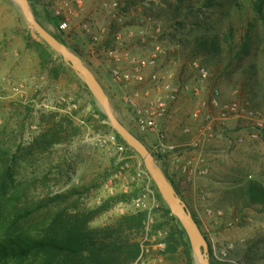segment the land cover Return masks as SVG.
Masks as SVG:
<instances>
[{
    "label": "rangeland",
    "instance_id": "374dc122",
    "mask_svg": "<svg viewBox=\"0 0 264 264\" xmlns=\"http://www.w3.org/2000/svg\"><path fill=\"white\" fill-rule=\"evenodd\" d=\"M82 1L66 35L50 22L55 0H29L37 20L77 52L103 82L120 122L150 150L157 138L139 132L120 96L139 90L167 102L165 143L175 152L153 155L199 221L211 247L210 264H264V20L256 11L259 5L264 11V0ZM107 2L118 4L115 17L104 8ZM84 22L99 42L81 31ZM17 39L31 48L29 59H43L44 66L40 62L35 84L25 82L27 99L14 90L24 79L10 69L0 74V238L43 236L56 223L71 227L78 219L89 230L122 229L123 237L138 245V258L142 247L149 249L146 264H187V234L182 237V225L144 162L151 180L146 174L140 193L137 188L129 196L109 192L119 185L112 178L114 161L126 151L138 154L125 142L123 152L109 142L108 136L117 133L85 82L30 29L15 3L0 0L3 52L11 43L19 46ZM156 43L163 53L144 84L114 81L115 65L129 68L150 56ZM201 69L208 71L207 79ZM216 88L225 101L237 99L244 112L222 120L211 106ZM171 154L179 158L178 187L169 172ZM149 186L153 196L146 203L154 208L146 212L134 200ZM130 215L145 218L138 216L131 228L123 218Z\"/></svg>",
    "mask_w": 264,
    "mask_h": 264
},
{
    "label": "trees",
    "instance_id": "16d2710c",
    "mask_svg": "<svg viewBox=\"0 0 264 264\" xmlns=\"http://www.w3.org/2000/svg\"><path fill=\"white\" fill-rule=\"evenodd\" d=\"M30 2L32 3L33 0ZM256 11L264 20L263 7L259 5ZM50 22L53 25L57 24L55 19H51ZM38 46L44 49L46 45L39 42ZM116 136L121 144L126 145L118 134ZM58 143L59 141L56 140L55 144ZM165 174L175 187L166 171ZM175 189L180 196L176 187ZM138 216L145 218V215H130L123 218L126 219V224L133 227ZM195 220L200 226L199 221L196 218ZM56 225L53 226L54 230H47L43 236L0 238V264L10 261H16L18 264H134L139 256L138 245L123 237L122 229L107 227L89 230L85 226V221L78 219L71 227L69 223ZM180 230L182 237L186 238L184 230ZM185 253L187 264H194L188 240L185 243Z\"/></svg>",
    "mask_w": 264,
    "mask_h": 264
},
{
    "label": "built area",
    "instance_id": "2783aa9c",
    "mask_svg": "<svg viewBox=\"0 0 264 264\" xmlns=\"http://www.w3.org/2000/svg\"><path fill=\"white\" fill-rule=\"evenodd\" d=\"M55 6L53 7V18L57 22L59 30L64 34H69L74 28L72 21L79 18V9L83 6L82 0H55ZM118 4H109V2L104 3V8L109 11L114 17L117 14ZM82 32L89 34L93 42H99L100 36L98 33H93L90 23H82L79 25ZM157 49V50H156ZM154 53L150 56L141 58L136 61H132L131 66L127 69L122 68L118 64L112 69V77L114 81L118 84H127L139 86L146 82V73L150 69H154L157 66V61L163 51L156 48ZM110 55L116 58L115 52H110ZM117 62L120 58L117 57ZM201 76L207 79L209 73L205 69H201ZM25 87L20 84L14 86V90L21 95L24 92ZM167 92L174 94L175 91L170 85L166 87ZM175 97V96H173ZM124 105L132 111L134 114V122L142 134L154 135L157 138L156 144L153 146L152 153L156 152L159 155L166 156L171 152H175V146L168 145L165 143V122L169 118V106L167 102L163 101L161 98H150L148 94H143L142 91L134 90L127 92L124 97ZM211 106L218 113L222 120H228L231 116H238L244 112L241 108L240 102L235 99L232 102L225 101L220 89L216 88L211 93ZM197 117V115L195 116ZM212 130V127H208ZM109 142H111L118 151L123 152L124 146L118 141L116 134H111L108 136ZM144 175L145 171L143 172ZM148 175V174H147ZM146 175V176H147ZM148 179L151 177L148 175ZM149 185V183H148ZM153 196L150 186L146 188L145 192L138 199L134 200V204L137 208L142 210H153L152 207L148 206L146 202L151 203L148 198ZM149 253V249L142 247V254L136 260L134 264H146L145 255ZM227 253L225 252L224 255Z\"/></svg>",
    "mask_w": 264,
    "mask_h": 264
},
{
    "label": "water",
    "instance_id": "95a60500",
    "mask_svg": "<svg viewBox=\"0 0 264 264\" xmlns=\"http://www.w3.org/2000/svg\"><path fill=\"white\" fill-rule=\"evenodd\" d=\"M22 11L30 29L35 31L42 40L57 54L72 70L85 82L90 93L96 99L103 113L108 118L113 130L124 142L143 160L147 171L154 180L161 197L169 206L182 225L192 246L196 264H210L209 243L196 222L184 200L178 195L175 187L165 173L157 166V161L151 150L120 122L110 98L93 71L85 65L83 60L56 36L46 29L35 17L29 0H11Z\"/></svg>",
    "mask_w": 264,
    "mask_h": 264
},
{
    "label": "crops",
    "instance_id": "0c3cea01",
    "mask_svg": "<svg viewBox=\"0 0 264 264\" xmlns=\"http://www.w3.org/2000/svg\"><path fill=\"white\" fill-rule=\"evenodd\" d=\"M17 41L20 47L18 45H15V42L11 43L8 45V48H5L6 50L9 51L8 53L3 52L4 51L3 48L5 47L6 44L3 43L2 41L3 44L0 45V48L2 47V51L0 49V74L7 71L8 69L13 70V72L17 74V76H19L21 80L24 79L21 84L24 87H26L25 85L27 83L25 82L27 81L35 84L36 82L35 80L37 77L36 73L38 72V70H40V67H39L40 62L43 66L44 64H43V61L37 57L34 58V61L33 60L31 61L29 59L30 54H31L29 49L31 48H29L27 44L25 45L24 42H22L20 39H17ZM17 46H18V49H15ZM154 46L155 47L152 49L151 53H154L156 48H159L163 51V46L161 44L156 43ZM10 48L12 51H10ZM7 77H11V75H7ZM110 81H112L111 78H110ZM101 83L103 82L101 81ZM25 89H24V92L21 94V96L22 98L27 99L28 95H27V90ZM125 94L126 92H123V94H121L120 96V101L123 106H125L124 105ZM176 110L177 108H175V112ZM128 127H130V125ZM150 137L151 138H149L150 140L149 143H153L154 137L152 136ZM145 145L149 147L148 144H145ZM138 158H139V155H135L132 151L130 152L126 151V155L120 154L119 157L114 161V167L116 168L117 171L115 170L114 174L112 175V178L114 179L115 177H117V181L119 185L117 184L114 186L111 185L109 189L110 193L116 192V194L121 193V194H127V196H129L132 188H137V190L140 193V191L144 188L143 186L144 184H146L147 180L143 173V161H141L142 160L141 158L140 159ZM168 159H169V164H170L169 166L170 176H172V178L175 180L176 185L178 187L179 186L178 182H180V176H179V173H177V170L175 168V163L179 160L178 155L171 154L168 156ZM129 207L133 209L132 203L129 205Z\"/></svg>",
    "mask_w": 264,
    "mask_h": 264
}]
</instances>
